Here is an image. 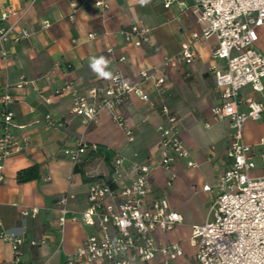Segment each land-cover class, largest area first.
Returning <instances> with one entry per match:
<instances>
[{
    "label": "crops",
    "instance_id": "obj_1",
    "mask_svg": "<svg viewBox=\"0 0 264 264\" xmlns=\"http://www.w3.org/2000/svg\"><path fill=\"white\" fill-rule=\"evenodd\" d=\"M97 2L107 8L98 7ZM189 5L187 0L170 8L163 0H0V12L12 11L3 22L12 34L0 44V96L6 89L15 96L9 107L16 125L13 133L30 140L28 149L8 159L0 171V215L6 231L37 242L23 246L16 257L0 238V264H65L66 257L82 247L89 233L81 214L89 204L90 182L113 174L103 154L89 153L102 145L128 164H159V128L166 124L159 110L163 100L179 117L180 135L190 158L175 162L169 170L157 165L153 171L154 192L167 197L171 209L183 217L182 224L168 233L157 232L156 238L161 245L181 244L184 256L175 264H199L189 239L193 226L208 219L212 195L203 188L214 185L225 168L231 135L229 122L216 121L212 114L221 97L210 68L225 67L212 57L216 38L197 42L194 64L168 68L165 95L151 90L145 82L149 101L132 95L114 112L102 109L96 121L85 123L74 116L72 94L58 93L69 84L81 92L104 88L116 70L132 83L142 82L141 70L160 67L167 57L180 53L182 42L192 32L201 31ZM45 21L50 27H44ZM136 24L150 29L148 41L140 45L127 42L122 33ZM258 34L257 48L264 54V27ZM109 49H113L112 54ZM120 57L126 61L119 62ZM101 58L103 62L94 68L93 63ZM22 82L27 84L16 88ZM242 96L264 102V90L255 92L250 86L242 90ZM3 111L0 104V118ZM115 116L125 120L134 141L129 142ZM263 138L264 115L248 122L244 129L245 142L255 146L257 153V166L252 171L255 177L264 176V144L259 145ZM80 144L89 151L74 163L64 150ZM188 161L195 165L188 166ZM33 168L38 173L36 179L18 181L20 172ZM133 177L134 172L128 169L122 185ZM65 196L69 197V214L60 227V201ZM33 209L37 210L34 216L24 215ZM163 262L159 255L149 264Z\"/></svg>",
    "mask_w": 264,
    "mask_h": 264
},
{
    "label": "built area",
    "instance_id": "obj_2",
    "mask_svg": "<svg viewBox=\"0 0 264 264\" xmlns=\"http://www.w3.org/2000/svg\"><path fill=\"white\" fill-rule=\"evenodd\" d=\"M170 8L183 0H163ZM188 8L201 26L200 32H192L181 45L178 55L167 57L160 67L143 69L139 83L130 82L121 70H116L106 87H94L81 92L74 84L66 85L61 92L73 96L71 113L81 117L85 123L96 121L102 109L114 112L128 103L132 95L143 101L150 100V89L163 96L167 93L168 68L181 64L191 65L198 59L197 42L200 39L216 38L212 52L214 60L225 63L223 69L213 65L210 73L215 76L216 89L221 103L212 109L216 121H228L231 128L227 164L214 185L204 186V192L212 198L205 223L192 228L190 246L195 249L199 264H264V176H252L256 168L255 146L244 140V129L248 122L258 121L264 115V102L252 97H243L242 90L248 86L255 92L264 90V54L258 50V29L264 27V0H187ZM98 7L107 5L97 2ZM12 11L0 12V44L7 42L12 29L3 26ZM44 27H50L48 21ZM150 29L133 25L122 31L127 42L140 45L149 39ZM21 34L15 39L19 40ZM90 38L94 35L90 34ZM109 54L113 49L108 50ZM126 61L120 57L119 62ZM22 82L16 88H23ZM15 96L6 89L0 96L4 111L0 118V171L11 157L21 154L30 146L27 136L15 135L14 113L9 109ZM159 110L166 124L159 128L160 163L148 165L128 164L121 156L111 162L112 177L96 178L90 182L88 207L81 214V221L89 229L82 247L65 259V264H149L159 255L163 264H175L184 256L180 243L161 245L157 232L168 233L183 223L180 213L173 211L167 197L157 195L153 188V171L157 165L169 170L175 162L190 158V150L183 142L179 117L163 100ZM48 119H50L48 117ZM124 129L129 142L134 141L132 130L125 120L115 116ZM20 128V127H19ZM264 144V138L259 145ZM96 149V148H94ZM89 151L85 145L65 149L64 155L77 163ZM264 162V153L261 154ZM188 166L194 162L188 161ZM134 172L129 184L122 185L126 171ZM3 179V178H2ZM69 197L61 199L59 226L63 227L69 210ZM36 209L25 211L34 216ZM0 238L12 248L16 257L23 246L36 245L34 240L6 231L0 215Z\"/></svg>",
    "mask_w": 264,
    "mask_h": 264
},
{
    "label": "trees",
    "instance_id": "obj_3",
    "mask_svg": "<svg viewBox=\"0 0 264 264\" xmlns=\"http://www.w3.org/2000/svg\"><path fill=\"white\" fill-rule=\"evenodd\" d=\"M95 154H103L107 164H111L112 159L114 158V153L111 150H109L107 147L102 146V145L97 146L95 150L91 151L89 153V156H92ZM37 177H38V173L36 169L33 168V169L20 172L18 174V181L21 183L27 182V181L34 180ZM96 178H99V177H96Z\"/></svg>",
    "mask_w": 264,
    "mask_h": 264
},
{
    "label": "clouds",
    "instance_id": "obj_4",
    "mask_svg": "<svg viewBox=\"0 0 264 264\" xmlns=\"http://www.w3.org/2000/svg\"><path fill=\"white\" fill-rule=\"evenodd\" d=\"M103 62V59L101 58V60L100 61H95L94 63H93V67L95 68V67H97V65H99L100 63H102Z\"/></svg>",
    "mask_w": 264,
    "mask_h": 264
}]
</instances>
